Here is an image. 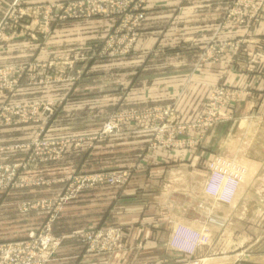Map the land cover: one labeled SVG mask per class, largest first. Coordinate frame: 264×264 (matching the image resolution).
Returning a JSON list of instances; mask_svg holds the SVG:
<instances>
[{
    "label": "rangeland",
    "instance_id": "obj_1",
    "mask_svg": "<svg viewBox=\"0 0 264 264\" xmlns=\"http://www.w3.org/2000/svg\"><path fill=\"white\" fill-rule=\"evenodd\" d=\"M105 1H114L118 5L106 9L109 11L106 14L103 10ZM27 2L36 4L26 6ZM95 2V8L101 6L102 12L93 11ZM148 2L11 0L0 19V23L5 17L7 19L0 43H7L12 37H26L37 51L31 58H18L10 64L6 59L0 64V196L7 209L1 216L4 219L0 224V264H51L57 259L64 241L78 242L85 255L125 257L123 229L108 223L89 227L87 215L81 214L83 210H76L83 208L82 204L93 192L99 194L106 187L125 186L131 178L141 175L147 178L159 176L157 170L140 173L142 169L133 165V160L126 161V153L118 147L113 148V155H107L108 160L104 158L106 155L99 154L91 165L86 162L84 157L89 150L96 152L94 145L107 139H112L116 145L121 140L116 137L125 132L145 134L148 143L144 155L168 152L174 165L183 164L184 156L194 154L196 150L209 154L196 164L206 176L203 186L198 187L190 181L187 184L186 171L181 166L171 171L166 169L168 173L160 174L162 178L157 185L147 189L150 196L145 205L149 207L150 217L146 220L151 221L150 225L169 227L176 224L178 242L187 248L174 244V230L171 234L165 231L166 235L163 233L161 237L163 241L170 235L165 248L155 251L147 247L140 254L132 250L131 260L138 256L146 262L155 257L164 261L174 255L176 261L172 264H264V201L253 197L232 207L239 193L238 187L245 181V170L240 167V159L234 157L231 142L237 141L243 152L250 146L251 139L264 129V120L248 119L251 118L249 112L255 114L252 112L255 108L248 111L247 106L240 105L241 98L249 96L247 91L227 84L212 86L204 105L183 120L176 101L165 100L167 92L161 94L156 103L138 104L121 95L123 88L115 89L114 86L106 94L105 89L89 91L86 87L80 92L94 94L93 99L86 100L93 106L91 109L82 107L85 120L77 121L74 111L79 104L74 99L79 91L56 89L62 82L72 83L89 63H95L94 66L112 61L119 63L132 55L140 29L148 17ZM225 2L221 22L207 42L195 48H180L177 57L151 59L150 56L148 61L153 60L150 65L183 63L180 55L196 50L195 66L225 64L263 78L264 36L254 33L263 34L258 25L264 21V0ZM140 15L144 18L139 23L129 18ZM91 19L112 20L113 24L108 29L101 27L99 36L91 44L74 46L67 36L64 40L68 43L63 45L62 40L58 42L57 39L49 43L53 29L69 21L79 25ZM221 30L225 32L224 40H218L216 36ZM30 42L26 43L27 47ZM147 46L152 49L150 44ZM183 88L184 85L177 90V96L182 94ZM110 121L116 129L106 134L105 127ZM215 131L225 133V144L220 148H217L215 135L211 137ZM82 147L84 151L80 150ZM76 158L80 161L75 165ZM216 162L224 166V170H233L241 177L230 201L205 192L211 167ZM199 189H202L201 194ZM245 193L264 196V169L258 172L256 185L247 187ZM97 199V205H102L100 198ZM8 221L14 225L9 227ZM24 221L31 223L26 232ZM179 228L192 231L197 239L186 238V232H181L184 229ZM43 239L50 241L45 247L41 245ZM7 247L18 250L9 257L4 250Z\"/></svg>",
    "mask_w": 264,
    "mask_h": 264
},
{
    "label": "crops",
    "instance_id": "obj_2",
    "mask_svg": "<svg viewBox=\"0 0 264 264\" xmlns=\"http://www.w3.org/2000/svg\"><path fill=\"white\" fill-rule=\"evenodd\" d=\"M225 1L149 0L148 17L140 29L136 48L132 55L120 60L119 63L112 61L95 66V63H89V66L83 68V73H79L80 75L76 79L74 78L72 83L65 84L62 82L56 86V89L60 91L70 90L73 93L79 91L75 97L76 99H74L79 104L78 109H76L77 111L74 109V116H78L77 121L85 120L82 117L84 114L82 107L86 106V108L88 107L87 109H91L90 106H93L91 103L90 105L86 103V100L93 99L91 96L94 94L91 92L88 94H84V92L82 94L80 92L82 88L86 90V87H89V91L101 88L105 89V93L107 94V91H112L114 86L115 89L123 88L124 92L121 95L132 98V101L138 104L156 103V101L160 100L159 97L161 94L166 95L167 92V97H164L165 100L176 101L178 111L184 120L188 119L187 116L189 117L195 113L197 107L204 105L208 91L212 86L227 84L238 86L239 89L247 91L249 94L248 97H243L240 100V105L247 106L248 111L251 107L255 108L253 111L250 110L255 114L252 115L249 112V116L251 117L248 118L249 120H264V77L258 78L248 72H241L235 66L225 64L195 66L194 63L198 57L196 50L194 52H184V55H180V58L183 56L181 60H184L183 63L178 62L180 64L174 63L173 61L169 66L163 63L158 65V62L150 65L153 60H151L152 62L148 61L150 60V56L151 59L177 57L176 53L178 49L186 47L195 48L207 42L221 22L226 7ZM10 4L11 0H0V19ZM33 4L36 3L27 2L26 6H32ZM112 24V20L91 19L79 25H75V22L69 21L59 26L58 29H53L54 33L49 43H53L57 39L58 42L62 40L61 44L63 45L66 42L68 43V41L65 42L64 40L67 36L70 37V41L74 46L78 44L82 45V43L91 44L99 36V29L101 27L108 29L112 27ZM258 27L260 31H263V34L254 33V35L264 36V21ZM224 33V30L216 33L217 39L224 40ZM27 42H30V40L26 37H19L18 39L12 37L7 43H0V64L6 62V59L10 64L11 61L16 62L18 58H25L27 56L31 58L34 56V53H37L34 49L36 46L30 42V45L27 47ZM49 43H47V46H49ZM146 44H150L152 49L150 50L149 46L147 48ZM73 75H75L74 72ZM183 85L185 88H183L182 94L177 96V90L179 88L181 89ZM174 91L176 92L174 93ZM94 105L96 104L94 103ZM224 134L222 131L212 133L211 137L215 135L218 140L216 142L217 148L225 144V140H223ZM146 137L145 134L141 133L125 132L116 137L121 139L118 144L115 145L111 141L112 139H107L100 145H94L93 150L96 152L90 149L89 154L84 157L87 159L86 162L88 161L89 165H91L95 162L99 154L106 155L104 158L108 160L109 157L107 155H113V148L118 147L123 149V153H126V161L131 159L133 160V162L131 161L133 165L135 164L142 169L140 173L146 170H157L159 172L157 175L160 177H155L154 175L152 178H147L141 175L131 178L125 186L115 188L106 187L102 190L103 192L99 190V194H97L98 192H93L94 195H88L89 199L82 204L83 208H76L78 212L83 210L81 214L87 215L89 227L94 224L97 227L107 225L108 223L123 229L122 234L126 238L124 245V249L126 250L124 251L125 257L114 258L85 255L82 246L78 242L64 241L59 248L57 259L51 264L173 263L176 258L174 255L164 259V261L155 257L156 259L153 258L147 262L145 259H139L138 256L132 260L129 257L132 254V250L140 254L147 247L154 248L155 251L159 250V248H165L166 244L169 243L168 239L170 237L168 235L165 239L166 241L162 240L161 237L163 233L165 234V231L171 234L174 230L173 238H176V229L178 228H175L176 224H172L169 227L164 224L150 225L151 221L146 220L150 217V213H148L149 207L145 205L148 202L147 198L150 196V193H147L149 192L147 189L149 186L157 185L162 178L160 174L168 173L165 171L166 169L171 171L174 167L181 166L186 171L185 179L187 184L190 181L191 183H196L198 187L203 186L206 176L204 177L202 172L196 168V164L199 159L207 157L209 154L202 150H196L194 154L184 156V165H176V163L174 165L172 164L174 161L172 160L171 154L168 152L158 151L152 153L151 156H145V148L148 143H146ZM231 144L234 157L240 159V167L245 170V181L241 183V190L239 189L241 186L238 187L239 193L235 196L232 207H235L237 202L250 201L253 197L264 201L263 195L252 196L245 193L247 187L256 185L258 172L264 169V129L255 138L251 139L250 146L243 152H241L243 149L239 147L240 144L237 141H233ZM102 148H104V151L101 150ZM205 148L208 149L207 147ZM84 149L82 147L80 150L84 151ZM208 150L210 151L212 149ZM77 152L74 154L78 155L79 152ZM241 153L242 155H240ZM75 161L74 164L80 160L76 158ZM110 168L112 167L108 169ZM163 171L165 172L163 173ZM201 190H198L199 194H201ZM97 197L100 198L99 201L102 202V205H97ZM5 206V200L0 196V224L2 223V219H4L1 216L6 214L7 209ZM24 216H27V214ZM157 216H160V214ZM9 217L15 218L13 216ZM24 222V232H26L30 229L29 226L31 223ZM11 225L13 226L14 222L8 221V226L12 227ZM129 237L130 239H128Z\"/></svg>",
    "mask_w": 264,
    "mask_h": 264
},
{
    "label": "built area",
    "instance_id": "obj_3",
    "mask_svg": "<svg viewBox=\"0 0 264 264\" xmlns=\"http://www.w3.org/2000/svg\"><path fill=\"white\" fill-rule=\"evenodd\" d=\"M90 4V3H89ZM118 5L117 3H115L114 1H109L106 3L105 1V5H104V9L105 13L107 14L109 11L106 9H114V7ZM96 6V2L93 5V11L94 12H102V8L101 6ZM126 6V4L124 5ZM124 9V8H123ZM134 18V23H139L140 20H143V16L140 15L138 18L134 17V16H130L129 18ZM6 17L4 18L3 22L0 23V39L3 38V30L5 28V26H7V21H6ZM126 23H128V20L126 21ZM134 35V34H133ZM116 129L115 126H113L112 122H108L106 127H105V133L106 134H111L112 132H114ZM224 166L220 165L218 162L214 163L211 167V174L210 177L206 183V188H205V192L207 194H209L212 197H216V198H220L223 201H230L232 199V196L234 194V192L236 191L237 188V184L240 181V175L237 174L236 172H234L233 170H224L223 169ZM218 195V197H217ZM180 229H184L181 232L185 231L186 232V238H190V240H194L197 239V235L195 233H192V231L190 230H185V228H179ZM179 230H178V236H179ZM89 237H93V236H89ZM179 238V237H178ZM178 238H174V244H177L179 247H183V248H187V245L184 246V244H180L178 242ZM41 241V245L42 247L47 246L50 241L49 239H43L40 240ZM4 250L6 251V254L10 256H13L16 251L18 250L15 247H7L4 248ZM191 264H195V263H191Z\"/></svg>",
    "mask_w": 264,
    "mask_h": 264
},
{
    "label": "bare ground",
    "instance_id": "obj_4",
    "mask_svg": "<svg viewBox=\"0 0 264 264\" xmlns=\"http://www.w3.org/2000/svg\"><path fill=\"white\" fill-rule=\"evenodd\" d=\"M241 178V177H240ZM238 184H240V181H239V183ZM239 189H241V188H239ZM218 196V195H217Z\"/></svg>",
    "mask_w": 264,
    "mask_h": 264
}]
</instances>
